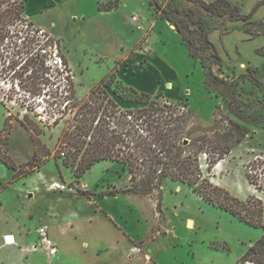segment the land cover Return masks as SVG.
Wrapping results in <instances>:
<instances>
[{"label": "rangeland", "instance_id": "1", "mask_svg": "<svg viewBox=\"0 0 264 264\" xmlns=\"http://www.w3.org/2000/svg\"><path fill=\"white\" fill-rule=\"evenodd\" d=\"M27 1L31 4L27 14L33 21L28 30L29 36L19 39L15 50L6 49L0 59V147L3 149L0 155H11L12 138L16 146H22L20 134L23 130L33 133L29 127L42 132L38 135L34 131L45 149L36 160H33L34 150L29 166V161H15L23 165L16 177L15 170L0 161V204L3 205L0 208V239L5 230H19L24 240L36 246L40 252L25 254L28 259L24 264H155L157 260L150 247H159L157 251L154 249L166 264H179L190 255L192 247L187 243L195 242L197 247L204 249L212 242L223 241L226 236L233 241L230 245L232 253L228 252L230 257L238 255L242 244L237 239H255L264 228L249 226L248 230L236 221H226L185 184L165 181L162 196L158 192L151 195L124 194L123 190L131 185L130 175L122 164L111 161L98 162L83 177H78L71 167L63 164L62 158H58V155L64 157L59 154V137L70 116L52 113L48 102L55 96L60 97L71 82L76 86L78 98H83L110 72H114L126 85L127 79L142 84L152 83L155 78L172 79L177 90L172 86L169 89L166 86L169 81H166L161 83L159 92L150 93H162V99L190 108L192 123L195 127L204 128L205 132L201 134L208 140L201 153L202 162L206 163L207 154L213 148L232 147L231 153L218 162L220 166L216 165L217 168L207 172V175L237 196L238 188L244 198L258 196L264 206V92L251 80L252 76H257L264 82V18L245 25L253 20L219 18L189 0H106L102 3L100 0H82L79 5L75 0L73 5L65 4L62 9L46 14H37L32 0ZM173 2L180 8L194 9L204 21L210 39L219 49L222 66L215 63L212 50L200 53L205 56L218 80L208 78L205 84V72L200 61L190 57L181 36L173 33L176 26L162 17L163 11ZM119 3H122V14L129 11L133 28L145 26L139 39L129 33L128 37L132 39L129 40L130 52L123 59L96 56L77 38V34L64 35L44 28L52 19L57 31H69L71 26L75 28L76 25L74 17H70L74 11L79 9L84 15L90 10L100 11L99 6L102 10L116 9ZM134 15L139 16V21L133 20ZM156 19L161 24L157 36L166 41L165 45L159 43L155 54V58L160 57L158 68L145 77L146 81L134 76L126 77V72L131 70L130 65H134L133 54L139 56L138 66H143L147 60L148 56L142 50L150 43L147 38ZM184 21L191 27L189 19L184 18ZM245 27L256 34L246 32ZM166 50L171 55L164 57ZM61 56L66 57L67 63L60 64ZM165 60L171 62L174 69L161 67L160 63ZM10 62L16 66L8 67L12 65ZM34 69L40 72L49 69V81L41 85L39 95L31 94L28 88L12 80L15 70L18 71L17 76L26 79ZM109 91L112 92V89ZM36 109L41 116L36 115ZM54 118H60L58 124L52 123ZM6 121L8 127H5ZM55 182L64 189L53 191L52 184ZM158 201L161 202L162 212H159ZM129 205L142 214L141 221H138L134 211L130 212ZM121 216L124 220L128 216V231L139 232L144 237L133 241L128 233H123ZM191 217L196 221L194 228L193 221L187 223ZM42 226L49 228L59 248L51 263L39 240ZM19 240L18 237V243L13 246L22 254ZM179 242H185V245L175 247ZM173 248L176 250H171Z\"/></svg>", "mask_w": 264, "mask_h": 264}, {"label": "trees", "instance_id": "2", "mask_svg": "<svg viewBox=\"0 0 264 264\" xmlns=\"http://www.w3.org/2000/svg\"><path fill=\"white\" fill-rule=\"evenodd\" d=\"M189 1L219 18L247 21L252 16L243 15L241 6L231 0ZM25 9L23 0H0V59L6 49L15 50L18 48V40L29 36L28 30L33 23L25 16ZM99 9L102 10V7L99 6ZM162 17L176 26L190 56L200 61L205 72V84L208 78L218 80L200 52L212 50L215 63L219 66H222V57L196 11L180 8L173 2L163 11ZM184 18L190 20L191 27L187 26ZM248 23L254 21H247L245 25ZM245 31L256 34L247 27ZM61 57L67 63L66 57ZM11 66L16 64L8 67ZM32 71L25 79L17 76L18 71L15 70L12 80L28 88L31 94L39 95L41 85L49 81V69ZM251 80L264 92V82L260 78L252 76ZM76 90L75 84L71 82L60 97L55 96L48 102V108L53 110L52 113L70 116L69 123L59 137V154L64 157L58 155V158H62L63 164L71 167L78 177H83L98 162L120 163L128 171L131 180V185L123 190L124 194L151 195L158 192L162 196L165 181L171 180L189 186L206 202L229 212L240 221L264 228V206L258 196L251 195L242 199L207 175L231 153L232 147L229 145L219 150L213 148L207 154L206 163H203L201 153L208 140L201 134L205 132L204 128L195 127L192 123L191 110L187 105L164 100L162 93L153 95L126 85L114 72L105 75L83 98H78ZM35 113L38 115L36 110ZM59 121L60 118H56L54 124ZM5 127H8L7 121ZM29 130H33V160H36L45 149L38 138L42 132H36L32 127ZM0 150L3 149L0 147ZM43 155L47 156L45 153ZM0 161L15 170V177L23 166L18 165L10 154H1ZM27 164L29 166L32 162ZM56 164L59 167V163ZM246 175L252 181L251 175ZM158 203L159 212H162L161 202ZM247 262L264 264V234L240 259V264Z\"/></svg>", "mask_w": 264, "mask_h": 264}, {"label": "crops", "instance_id": "3", "mask_svg": "<svg viewBox=\"0 0 264 264\" xmlns=\"http://www.w3.org/2000/svg\"><path fill=\"white\" fill-rule=\"evenodd\" d=\"M23 1L26 6L25 16L27 17L28 8L29 6H31V4H29L27 0H23ZM76 1H77V5H79L81 4L82 0H76ZM105 1L106 0H100L99 2L102 3ZM234 1L236 3L238 2L242 3L240 4L242 8V14L246 16L249 15V17L252 14L250 18L253 21H259L262 18H264V3H261L264 0H247V1L246 0H234ZM31 2H32V6L37 9L36 10L37 14H46L52 10H56L59 8L62 9L63 5L65 4L73 5L75 0H32ZM259 3L261 4L259 5ZM121 4L122 3H119V6L116 9L100 10L98 12L96 11L94 12L90 10V12H86L84 15H82V11H80L79 9L77 12L74 11L70 15V17H74L76 25H75V28L71 26V29L69 31H67L66 29L63 30L64 32L57 31L55 24H54V20L52 21V19L48 20V22L51 21V23L46 24L45 25L46 27L42 25H38V24L37 25L40 27L47 28L57 33L62 32L64 35H76L77 34V38H79V40H81L85 46L90 48L96 56H103L110 60L123 59L129 56V52H130L129 51V45H130L129 40H132V39L128 37L129 33L130 32L133 33L134 35H136L135 38L139 39V37H141L145 29V26H142V28L140 29H138V27H136L137 29L135 27L133 28V23L129 21V11L124 12L122 14ZM28 19L29 21H31L30 17ZM160 21H163V20H160ZM31 22L33 23V21ZM160 27H161V24L159 22V19H156L154 22V28L152 29V31L150 32L147 38V41L150 42L148 43V45L151 48V53L147 55L148 58L146 61H144L143 66L137 65L136 62L139 59V56L136 53H135L136 55L133 54L134 65H130L131 70L128 71L129 73L126 72L125 74L126 77L134 76V77H138L146 81L145 77L148 76L151 71H154V69L158 68L159 66L158 62H159L160 57L155 58V54L158 49L159 43H164L163 45L166 44V41L163 40L161 36L159 35L157 36L158 34L157 29ZM173 33L178 35L179 37L181 36L177 28H175ZM154 35H155V39H153ZM166 49L170 50V48H166ZM170 55H171V52H168L167 50L163 52L164 57L170 56ZM70 62H71V65H73L72 64L73 62L71 60ZM160 64H162L160 65L161 67L170 66L171 69H174L173 66H171V62L169 63L166 60L162 61ZM125 81H127V85L133 86L141 91H147V92H155V91L159 92V90L162 89V87H160L161 83H165L166 81H169L166 83V86L169 88L171 85L172 89L175 88V90H177L175 82L172 79H168V78H165V79L155 78L151 81L152 83H149V84L147 82L145 84H142L141 82L130 81L128 79ZM20 135H21V138H23L22 146H20V144L18 143V139L16 140L19 145L16 146L14 143L15 142L14 138H12L11 155L15 159V161H17L18 163H25L29 161L35 149H34L31 133L27 132L26 130H23ZM215 168H217V166ZM53 191H61V190L53 189ZM237 193L240 196V198L247 199L241 196L243 194L239 188H238ZM197 196L199 195L197 194ZM199 197L203 200L201 196ZM165 199H166V196H165ZM208 204L213 207V211H215L216 213L218 212L220 215H222L221 217H224L226 221L230 223H234V221H236L238 224L240 223L242 227L248 230H249V226L252 227V225H249L246 222L240 221L239 219H237L235 216H233L229 212L224 211L218 207H215L210 203ZM2 207L3 205L0 204V208ZM129 207L131 208V209L129 208L130 212L134 211V214L136 215V218L138 219V221H141L142 214H139V211L136 208L133 209L131 205H129ZM129 215L132 216L133 214L129 213ZM127 217L125 220L123 219L124 216L120 217L121 219L120 225H122L121 231H123V233L125 232L128 233L127 235L128 236L130 235L129 238L132 239L133 241H135V239L139 237H144L143 234L139 232H136V234H134L126 229L128 227L127 224L129 223ZM190 221L194 222V226H193L194 228L196 225L195 219L191 217V219H189L187 223L189 222L190 224ZM263 223H264V218H263ZM187 226L189 227V225ZM18 232L10 231V230H5L3 232V236L0 239V264H24L25 260L28 259V257L26 258L25 254L27 253L36 254L37 252H40L36 250V246L35 247L32 246L33 243L30 244L26 239L24 240L21 237V233H18ZM184 232L186 231L184 230ZM263 234H264V230L262 229L261 232L257 233V237H255V239H250V238L237 239L239 243L241 242L240 244H242V249H241V252L238 255H235L234 257H230V253H228V252H231L232 250L230 246L231 243L233 245V241L231 237L226 236L225 239H223V241L221 240V241L212 242L209 246L205 247L204 249L201 247H197L198 245H196L195 242H192V243L189 242L187 244H189V247L190 246L192 247L190 248V255L186 256L182 261H179V264H240V259L242 258V256L247 252V250L249 249L251 245H253L258 239H260L263 236ZM6 235H12L14 237L15 242L12 243L13 238L9 237L8 241H10L11 243H5ZM123 235L127 238L126 234H123ZM18 237L20 238L19 240L20 247H22L23 249L22 254H20L17 251V248L13 246L14 243H18L17 241ZM180 245H185V242H181V243L179 242V244L175 245V247L180 246ZM154 248L155 247H150L149 249L154 250V255H155L154 257L157 260L155 264H166V262L162 260L161 254L156 252L159 247L155 248L156 251ZM171 250L175 251L176 248H173ZM46 255L48 259H50V263H51L52 258L47 253Z\"/></svg>", "mask_w": 264, "mask_h": 264}, {"label": "built area", "instance_id": "4", "mask_svg": "<svg viewBox=\"0 0 264 264\" xmlns=\"http://www.w3.org/2000/svg\"><path fill=\"white\" fill-rule=\"evenodd\" d=\"M133 20L134 21H139V16L138 15H134L133 16ZM142 52L146 55H149L151 53V48L149 45H146L145 48L142 50ZM59 62L60 64L63 63L62 61V57L59 59ZM36 112L38 113L39 116H41V114H39L38 110L36 109ZM55 119L54 118V121L52 123L55 122ZM52 188L53 189H64V187L62 185H60L59 183H53L52 184ZM39 240H40V243L42 244L43 248L45 249V252L52 258V257H55L57 256L58 252H59V248H58V245L56 243V241L53 239V237L51 236L50 234V231H49V228L47 226H42L40 229H39ZM9 237H12L13 238V242L14 241V237L12 235H6L5 236V243H11L10 241H8V238Z\"/></svg>", "mask_w": 264, "mask_h": 264}, {"label": "bare ground", "instance_id": "5", "mask_svg": "<svg viewBox=\"0 0 264 264\" xmlns=\"http://www.w3.org/2000/svg\"><path fill=\"white\" fill-rule=\"evenodd\" d=\"M170 85V84H169ZM171 88V85H170V87H169V89ZM219 166H220V163L218 164Z\"/></svg>", "mask_w": 264, "mask_h": 264}]
</instances>
